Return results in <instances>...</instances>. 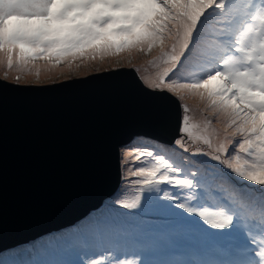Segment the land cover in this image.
I'll return each instance as SVG.
<instances>
[{"label":"snow or ice","instance_id":"obj_1","mask_svg":"<svg viewBox=\"0 0 264 264\" xmlns=\"http://www.w3.org/2000/svg\"><path fill=\"white\" fill-rule=\"evenodd\" d=\"M124 54L152 57L132 71L175 133L123 145L102 210L0 264H264V0H0V85Z\"/></svg>","mask_w":264,"mask_h":264},{"label":"water","instance_id":"obj_2","mask_svg":"<svg viewBox=\"0 0 264 264\" xmlns=\"http://www.w3.org/2000/svg\"><path fill=\"white\" fill-rule=\"evenodd\" d=\"M176 112L129 69L0 85V253L95 209L118 183V148L137 136L168 139Z\"/></svg>","mask_w":264,"mask_h":264},{"label":"rangeland","instance_id":"obj_3","mask_svg":"<svg viewBox=\"0 0 264 264\" xmlns=\"http://www.w3.org/2000/svg\"><path fill=\"white\" fill-rule=\"evenodd\" d=\"M155 54L157 55L158 53L153 52L152 56H154ZM133 56H135V57L132 58L131 64L128 63L127 54H124V55H122V56H120L118 58L117 57H114L113 59L106 58L102 63L99 62V61L92 62V63L89 64L90 68L88 66L81 67L78 70L79 71L78 73H83V72L89 71V70H96V71L106 70L105 72H107V71H111L110 67H112V66L116 67V65H120L121 68H128V69H132L133 67L143 68L145 66V61H147V60L152 58L151 56H145L143 54H133ZM111 60H113V62H111ZM94 67H96L97 69H95ZM4 71H5V68L3 66H0V80L3 79ZM149 71L151 72L152 70L149 69ZM74 73L69 74V73L66 72L64 76H59L58 74H52L51 79H49L48 76L42 74V78H41V80L39 82V85L52 84L54 82H57L59 79H62L64 77H66V76L73 75ZM15 75H16V73L14 71L11 72L9 74V78H8L7 82L16 83L15 80H14ZM20 84H23V85H34V84H36V81H35L33 76H25V78L20 81ZM187 103L190 105V107H192L194 109L192 115L195 117L196 120H199L201 118L200 117V113L195 110V109H197L198 104H199L198 100H196L194 98H189L187 100ZM173 134L174 133H172V135ZM197 159H204V158L203 157H198ZM119 170H120V173H121L120 165H119ZM121 182H122V179L120 178L119 187L118 188L115 187V189L111 192L110 195L102 198V200L105 201V203H104V205L102 206V208L100 210H102L103 207L109 203V200L117 192H119L122 187H124V185ZM134 194H135V186H133L131 188V190L127 193L125 198H130ZM95 212H92V213H95ZM84 216L85 215H83L82 217H84ZM82 217H80V218H82ZM80 218H78L77 220L71 222L69 224L70 228H68V229L60 230V231H56V232H51L49 234H46V235L38 238L37 240H35V239L29 240V241L23 243L22 246L14 247V248H11V249H9V250H7L5 252L0 253V260H8V261L14 260V259L17 258L18 254L24 253V252L28 251L30 248L39 246L42 243H44L45 241L51 240L53 237H56V236H59L61 234H66V233H70V232L74 231V225L76 224V222ZM66 230H68V231H66ZM62 258L63 259H67V260H74V259L77 258V253L76 252H69L68 254L64 255Z\"/></svg>","mask_w":264,"mask_h":264},{"label":"trees","instance_id":"obj_4","mask_svg":"<svg viewBox=\"0 0 264 264\" xmlns=\"http://www.w3.org/2000/svg\"><path fill=\"white\" fill-rule=\"evenodd\" d=\"M114 57H111L110 59H113ZM111 62H113V60H111ZM146 63V61H145ZM90 68V65H87ZM95 69H97L96 67H94ZM106 70H100V71H96V70H89V71H85L83 73H78L79 71H76L73 75H70L68 77H64L62 79H59L57 82L65 80L67 78L70 77H74V78H80V77H84V76H88V75H92V74H97V73H102L105 72ZM78 73V74H77ZM77 74V75H76ZM55 83V82H54ZM12 261V260H11Z\"/></svg>","mask_w":264,"mask_h":264},{"label":"clouds","instance_id":"obj_5","mask_svg":"<svg viewBox=\"0 0 264 264\" xmlns=\"http://www.w3.org/2000/svg\"><path fill=\"white\" fill-rule=\"evenodd\" d=\"M133 57H135V56H132V58ZM111 69L112 68H118V69H128V68H121L120 67V65H116V67H110ZM130 71H131V73L134 75V77L136 76V74L132 71V69H129ZM72 79H76V78H74V77H72V78H67V79H65V80H62V81H68V80H72ZM59 82H61V81H59ZM7 83H10V82H7ZM55 83H58V82H55ZM10 84H15L16 85V83H10ZM52 84H54V83H52ZM20 85H23V84H20ZM46 85H50V84H46ZM41 86V85H40ZM133 139V138H132ZM131 139V140H132ZM130 140V141H131ZM119 159H120V156H118V161H119ZM119 166V165H118ZM19 246H22V244L21 245H18V246H16V247H19ZM11 249V248H10ZM5 252V251H4Z\"/></svg>","mask_w":264,"mask_h":264},{"label":"flooded vegetation","instance_id":"obj_6","mask_svg":"<svg viewBox=\"0 0 264 264\" xmlns=\"http://www.w3.org/2000/svg\"><path fill=\"white\" fill-rule=\"evenodd\" d=\"M66 77H68V76H66ZM70 78H72V77H70Z\"/></svg>","mask_w":264,"mask_h":264},{"label":"bare ground","instance_id":"obj_7","mask_svg":"<svg viewBox=\"0 0 264 264\" xmlns=\"http://www.w3.org/2000/svg\"><path fill=\"white\" fill-rule=\"evenodd\" d=\"M5 259V258H4ZM10 260V259H9Z\"/></svg>","mask_w":264,"mask_h":264}]
</instances>
